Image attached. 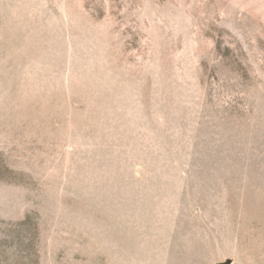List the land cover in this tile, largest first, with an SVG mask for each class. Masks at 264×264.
<instances>
[{
  "label": "rangeland",
  "instance_id": "rangeland-1",
  "mask_svg": "<svg viewBox=\"0 0 264 264\" xmlns=\"http://www.w3.org/2000/svg\"><path fill=\"white\" fill-rule=\"evenodd\" d=\"M0 264H264V0H0Z\"/></svg>",
  "mask_w": 264,
  "mask_h": 264
}]
</instances>
